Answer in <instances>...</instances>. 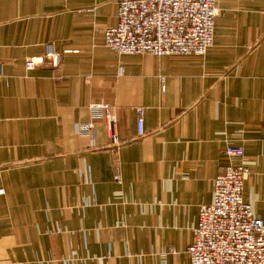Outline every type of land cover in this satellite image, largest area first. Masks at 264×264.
<instances>
[{"label":"crops","instance_id":"crops-1","mask_svg":"<svg viewBox=\"0 0 264 264\" xmlns=\"http://www.w3.org/2000/svg\"><path fill=\"white\" fill-rule=\"evenodd\" d=\"M117 1L0 0V264H191L230 164L249 165L264 216V0H218L206 54L162 56L105 46ZM49 42L59 66L27 70ZM93 103L115 113L117 151L103 119L76 131Z\"/></svg>","mask_w":264,"mask_h":264},{"label":"built area","instance_id":"built-area-1","mask_svg":"<svg viewBox=\"0 0 264 264\" xmlns=\"http://www.w3.org/2000/svg\"><path fill=\"white\" fill-rule=\"evenodd\" d=\"M118 24L104 30V44L120 54L204 55L213 45L218 0H118ZM54 44H44L41 56L26 58L25 68L61 62ZM92 119L76 123V131L92 135L94 124L105 120L111 148L121 140L113 129L115 113L105 103L90 104ZM138 135H146L144 108L137 109ZM91 145H93L91 143ZM94 146V145H93ZM226 153L244 157L241 146H228ZM251 173L247 163L230 164L214 184L211 203L200 206L194 240L188 247L191 264H264V216L257 215L245 199V182ZM115 179L121 182L120 173Z\"/></svg>","mask_w":264,"mask_h":264}]
</instances>
